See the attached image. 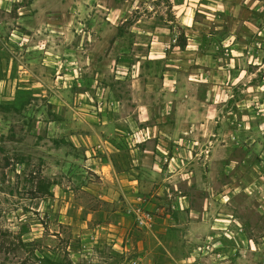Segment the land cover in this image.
<instances>
[{
    "label": "crops",
    "instance_id": "obj_1",
    "mask_svg": "<svg viewBox=\"0 0 264 264\" xmlns=\"http://www.w3.org/2000/svg\"><path fill=\"white\" fill-rule=\"evenodd\" d=\"M18 1L0 0V96L11 98L3 87L21 79L31 100L41 98L54 73L58 104L43 139L54 145L44 155L89 170L75 179L100 203L76 202L56 175L57 223L86 226L93 245L108 228L122 248L130 214L146 234L133 239L138 259L151 264H236L239 248L252 253L256 241L237 233L230 202L238 181L218 179L236 172L243 135L252 144L245 100L255 82L264 84V59L255 55L264 49L254 42L264 36V0H23L14 10ZM13 62L20 78L9 74ZM145 161L155 180L150 197L141 193ZM207 189L212 198L191 199ZM165 193L171 201L161 206L154 195ZM120 195L129 207L118 205L111 220L107 206ZM138 196L154 215L150 228L134 220Z\"/></svg>",
    "mask_w": 264,
    "mask_h": 264
},
{
    "label": "rangeland",
    "instance_id": "obj_2",
    "mask_svg": "<svg viewBox=\"0 0 264 264\" xmlns=\"http://www.w3.org/2000/svg\"><path fill=\"white\" fill-rule=\"evenodd\" d=\"M23 2H15L14 10ZM15 42L20 41L16 38ZM254 42L259 43H255L256 47L264 49L263 35L255 38ZM8 53L21 58V51ZM255 55L264 59V51H256ZM2 62L4 61L0 60L1 76L5 74V65ZM10 70L12 77L20 78L22 75L18 62H13ZM259 74L260 71H255L256 78ZM53 75V72L49 73L42 84L44 91L41 98L31 100L23 90L24 82L21 79L3 87L11 98H6L7 93L0 96V264H133L135 257L137 264H151L150 259H138L133 239L140 234L143 237L145 231L135 227L130 214H127L128 240H123L122 248H118L116 236L106 234L108 228H100L98 241L93 245L86 233V226L57 223L58 217L55 215L58 211L51 205L52 183L58 181L56 175L61 177L66 191L74 192L76 202L89 208L96 207L97 210L100 203H93L75 179L76 176L87 178L91 173L89 170L80 164L58 163L54 158L44 155L45 150H52L54 145L52 140L43 141L46 128L51 124L49 121L53 119V107L58 104L57 91L60 85L52 80ZM254 86L255 89L251 88L253 92L247 100L244 99L254 111L252 144L245 143L243 139L246 135H243L237 150L236 172L231 174V178L227 175L218 179V183L223 184L237 179L235 186L238 191L230 197V202L236 208L237 233L252 237L256 241L252 253L238 249L242 253L235 260L236 264H264V239L261 241V237H264V84L255 82ZM28 103H31V108H27ZM35 125L40 126L42 131L39 132L40 129H36ZM241 142L248 144V155H245L246 150ZM115 166V169L121 168L117 160ZM142 167L141 193L150 197L153 192L151 185L155 180L150 178L148 161ZM215 174L216 170L212 176ZM208 180L212 185L216 181L213 178L203 179L204 182ZM208 185L210 184L206 183L207 187ZM208 191L209 189L204 194H193L190 197L194 202L200 203L204 198H212L213 194H208ZM154 197L162 199L161 206L170 204L171 198L167 193ZM115 201L112 200L107 206L108 218L111 220L117 218L118 205L129 207L121 195ZM125 210L128 213V209ZM87 213L83 209L79 217L85 218ZM239 235L236 238L238 245H241ZM124 245L126 249H123ZM159 263L160 261L157 262Z\"/></svg>",
    "mask_w": 264,
    "mask_h": 264
},
{
    "label": "built area",
    "instance_id": "obj_3",
    "mask_svg": "<svg viewBox=\"0 0 264 264\" xmlns=\"http://www.w3.org/2000/svg\"><path fill=\"white\" fill-rule=\"evenodd\" d=\"M138 201V204L132 210L134 220L139 228H150L153 224L154 215L150 210L142 206L143 198L141 196H138Z\"/></svg>",
    "mask_w": 264,
    "mask_h": 264
}]
</instances>
